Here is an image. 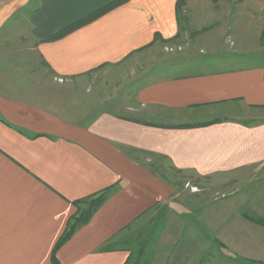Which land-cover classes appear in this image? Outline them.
Segmentation results:
<instances>
[{
    "label": "crops",
    "instance_id": "1",
    "mask_svg": "<svg viewBox=\"0 0 264 264\" xmlns=\"http://www.w3.org/2000/svg\"><path fill=\"white\" fill-rule=\"evenodd\" d=\"M206 2L0 0V264L201 263L195 225L159 224L190 208L157 162L212 179L264 167V63L162 47L205 21L192 10ZM256 226L231 243L264 259Z\"/></svg>",
    "mask_w": 264,
    "mask_h": 264
},
{
    "label": "rangeland",
    "instance_id": "2",
    "mask_svg": "<svg viewBox=\"0 0 264 264\" xmlns=\"http://www.w3.org/2000/svg\"><path fill=\"white\" fill-rule=\"evenodd\" d=\"M208 1L203 8L191 9L200 11L197 16L200 14L198 17L203 16L202 19L205 21L183 25L182 27L186 28L185 32L187 31L185 35L187 38L180 39L174 46H162L165 47L164 52H169L170 55L176 54L172 51L183 53L182 47L184 49L188 45L191 47L189 49H199V45V50L202 51L201 43L209 42L212 45H222L227 56L238 58L240 62L264 63V0ZM217 3H220L221 7H215ZM211 12L213 14H210ZM222 16L228 17V22L222 23ZM189 27L191 29H188ZM205 32H215V38L201 40L200 34ZM229 34L231 38L228 37ZM150 58L155 59L156 56ZM157 163L156 170L159 174L174 186L176 192L185 193L184 196H177V202H182L185 207L190 208V211L178 213L175 217L165 216L161 219L163 221L159 220V224L160 222L180 224L182 228L195 225L197 228L195 234L200 238L201 236L208 238L205 246L209 248L198 264H264L263 258L242 254L241 247L231 243L236 239L241 240V243L245 240L249 242L248 237L251 233L247 226L250 224L264 229V167L260 172L258 170L234 178L212 179L174 169L163 160ZM89 203L91 202H88L86 207ZM204 227L206 231L203 230ZM182 228L170 230L168 234L181 242L187 235ZM153 234L160 235V232ZM252 242L258 245L253 240ZM217 250L221 254L217 255L215 253Z\"/></svg>",
    "mask_w": 264,
    "mask_h": 264
},
{
    "label": "trees",
    "instance_id": "3",
    "mask_svg": "<svg viewBox=\"0 0 264 264\" xmlns=\"http://www.w3.org/2000/svg\"><path fill=\"white\" fill-rule=\"evenodd\" d=\"M104 200L105 196L101 195L100 197L91 201V203L86 209L78 211V214L73 217L75 221L70 224L69 228L64 232V234L58 241L54 250V258L55 251L73 235V233L80 225L87 223V221L91 218L92 214L97 210V208L103 203Z\"/></svg>",
    "mask_w": 264,
    "mask_h": 264
}]
</instances>
